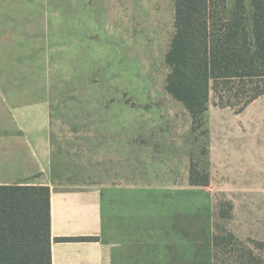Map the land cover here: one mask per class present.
Listing matches in <instances>:
<instances>
[{
	"label": "rangeland",
	"instance_id": "1",
	"mask_svg": "<svg viewBox=\"0 0 264 264\" xmlns=\"http://www.w3.org/2000/svg\"><path fill=\"white\" fill-rule=\"evenodd\" d=\"M17 1L0 4L3 87L48 106L55 187L119 192L112 264H212L222 229L264 258V95L193 120L166 88L175 0Z\"/></svg>",
	"mask_w": 264,
	"mask_h": 264
},
{
	"label": "trees",
	"instance_id": "2",
	"mask_svg": "<svg viewBox=\"0 0 264 264\" xmlns=\"http://www.w3.org/2000/svg\"><path fill=\"white\" fill-rule=\"evenodd\" d=\"M227 1L175 0L166 88L195 121L211 103L243 111L264 95V0H251L252 30L244 14L245 0H235L231 18L226 15ZM189 183L206 187L209 175L193 165ZM52 242L51 188L0 186V264H52ZM261 247L263 243L256 248ZM212 251V264H264L254 248L225 229L214 235Z\"/></svg>",
	"mask_w": 264,
	"mask_h": 264
},
{
	"label": "crops",
	"instance_id": "3",
	"mask_svg": "<svg viewBox=\"0 0 264 264\" xmlns=\"http://www.w3.org/2000/svg\"><path fill=\"white\" fill-rule=\"evenodd\" d=\"M17 2L0 0V4ZM19 97L17 92H8L0 78V186L51 188L52 264H112L101 239H56L100 238L105 227V208L116 204L119 207V192H104L97 187H55L51 177L48 106Z\"/></svg>",
	"mask_w": 264,
	"mask_h": 264
}]
</instances>
